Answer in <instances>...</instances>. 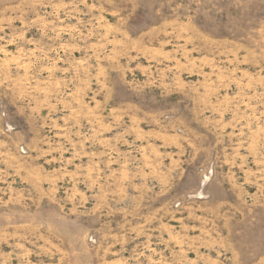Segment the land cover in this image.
I'll use <instances>...</instances> for the list:
<instances>
[{
    "label": "rangeland",
    "instance_id": "374dc122",
    "mask_svg": "<svg viewBox=\"0 0 264 264\" xmlns=\"http://www.w3.org/2000/svg\"><path fill=\"white\" fill-rule=\"evenodd\" d=\"M0 264H264V0H0Z\"/></svg>",
    "mask_w": 264,
    "mask_h": 264
}]
</instances>
